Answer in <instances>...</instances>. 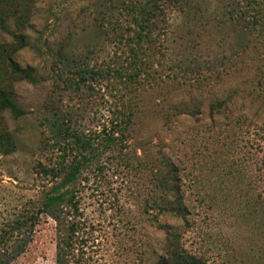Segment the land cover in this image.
<instances>
[{
  "label": "rangeland",
  "instance_id": "obj_1",
  "mask_svg": "<svg viewBox=\"0 0 264 264\" xmlns=\"http://www.w3.org/2000/svg\"><path fill=\"white\" fill-rule=\"evenodd\" d=\"M131 1L157 7L139 69L127 77L130 32L117 31L130 17L121 3ZM257 1L19 0L23 12L8 24L26 44L13 58L40 79L13 83L25 112L0 117L16 141L0 154V228L34 210L46 188L35 169L51 153V113L101 134L121 107L131 113L124 148L83 168L72 188L80 245L69 264H156L171 235L202 264H264V0ZM80 59L102 71L83 97L64 82L67 63ZM157 163L176 169L179 213L146 204ZM54 253L55 222L42 213L9 264H54Z\"/></svg>",
  "mask_w": 264,
  "mask_h": 264
},
{
  "label": "trees",
  "instance_id": "obj_2",
  "mask_svg": "<svg viewBox=\"0 0 264 264\" xmlns=\"http://www.w3.org/2000/svg\"><path fill=\"white\" fill-rule=\"evenodd\" d=\"M251 8L260 6L257 0H247ZM132 4L121 3L122 12L130 14L117 34L125 36L130 32L129 46L130 61L126 76L134 75L139 69L137 53L143 37H149V29L153 20V13L157 5H143L142 8ZM140 5V3H138ZM19 0H0V33H7L9 41H0V117L8 114L12 117L22 115L25 110L15 101L13 83L17 81L36 82L40 78L36 76L29 65L20 66L13 58L16 50L26 44L25 38L18 29L9 27V20L16 19L22 14ZM124 10V11H123ZM254 22L258 20L254 19ZM124 37V38H125ZM125 41H127L125 39ZM70 67V75L65 77V83L73 84L74 88L80 86V97L88 95L93 89L96 77L102 75V71L86 65L81 59L80 64L74 61L67 63ZM132 70V71H131ZM131 71V72H130ZM58 76V74L56 73ZM59 77V76H58ZM9 80L8 85L2 84V79ZM87 92V93H86ZM124 108V105H121ZM131 113L121 109L112 113L108 125L102 126L101 134L97 131H84L73 126L69 117L53 111L48 121L52 146L47 163L36 162L35 172L46 178V188L42 191L40 200L34 210L15 215L0 228V264H9L17 258L31 240L32 228L39 220V214L49 215L55 222V253L54 264H69L74 257L73 249L80 245V219L77 199L73 192V186L80 171L92 164L96 167L99 157L103 154L115 156L120 154L125 146L127 126L130 123ZM47 121L48 119L45 118ZM100 132V131H99ZM43 142H48L45 137ZM54 147V149H53ZM16 149V141L13 134L5 125L0 127V154H9ZM153 173L154 193L146 204L154 206L158 211L170 210L179 213L182 209L178 196L177 172L174 165L156 164ZM157 189V190H156ZM172 196V198H169ZM156 218V215L153 216ZM169 237V231L166 232ZM171 237V238H170ZM162 245V253L159 254L156 264H202L201 260L193 253L187 252L178 242L177 235H171ZM75 260V259H74Z\"/></svg>",
  "mask_w": 264,
  "mask_h": 264
}]
</instances>
